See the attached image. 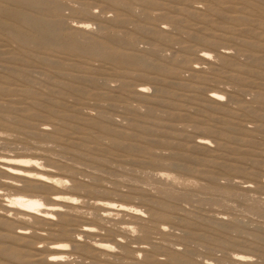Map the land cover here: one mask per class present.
Returning a JSON list of instances; mask_svg holds the SVG:
<instances>
[{
	"label": "rangeland",
	"instance_id": "374dc122",
	"mask_svg": "<svg viewBox=\"0 0 264 264\" xmlns=\"http://www.w3.org/2000/svg\"><path fill=\"white\" fill-rule=\"evenodd\" d=\"M38 1L49 49L0 25V156L56 162L80 202L133 211L91 210L67 235L11 214L0 264H264V0ZM25 226L30 243L12 240Z\"/></svg>",
	"mask_w": 264,
	"mask_h": 264
},
{
	"label": "bare ground",
	"instance_id": "6f19581e",
	"mask_svg": "<svg viewBox=\"0 0 264 264\" xmlns=\"http://www.w3.org/2000/svg\"><path fill=\"white\" fill-rule=\"evenodd\" d=\"M0 1L5 3L8 2L10 6L13 7L12 10L5 9L0 4V25L4 23V19L14 24H19V26H28L32 28L35 33V35L29 39L33 43L47 49L54 45L59 29L55 24L44 18H37L32 14L33 12H43L47 10L44 3L38 0ZM83 28L85 27L81 25L77 27V30ZM13 39L25 41L19 33H14ZM70 47L72 51L77 50L75 45H71ZM82 51L90 55L96 54L97 45L95 42H88ZM203 58L205 57L203 56ZM143 89L144 88L140 89L137 93L143 95ZM223 96L224 95L215 92L213 93L212 99L215 102H219L220 97ZM232 118L233 117H231V119ZM41 133L45 134V129L41 130ZM206 145H208L207 142L199 141V146L206 147ZM46 164L41 161L39 162L38 158L34 156H0V189L14 190L17 192V195L9 197V200H7L8 204H2L0 202V210L3 211L2 213L0 212L1 225L12 228L14 222L10 220L12 217L9 215L11 214L23 220L35 218L45 225H49L55 218H59L58 226L61 228L62 232L67 235L72 232L69 229L70 221L80 222L91 210L101 213L102 218H109L119 213H131L133 211L129 210L125 205H117L109 201L97 200L93 202H80L79 198L75 197V195L77 190L83 188V183L74 177H71L72 180L70 178V180H68L64 175L58 173L57 169H59L61 165H58L56 162L51 165L50 162ZM61 170H64V168L59 169V171ZM82 202H84V204H82ZM39 205H43V207H39ZM32 209L35 210L33 211ZM132 215L135 219H140L139 214L135 213ZM56 225L57 224H54V226ZM29 230L30 228L27 226L19 227L17 232L11 233V239L16 242L28 244L30 243L28 237ZM73 234L81 238L82 236L91 235L92 230L86 226H81V228L75 230ZM4 236L6 235L0 233V238ZM71 241L75 242L76 240L72 239ZM0 248L3 249L2 251L4 252L10 251L9 248L4 249L1 245ZM50 253L49 262L57 263L65 260L69 252L68 249L62 248L60 245H52L50 247ZM241 258H243V256H241ZM240 260L249 263V259ZM33 263L38 264L40 261L37 260L32 262V264Z\"/></svg>",
	"mask_w": 264,
	"mask_h": 264
},
{
	"label": "snow or ice",
	"instance_id": "6c2138e0",
	"mask_svg": "<svg viewBox=\"0 0 264 264\" xmlns=\"http://www.w3.org/2000/svg\"><path fill=\"white\" fill-rule=\"evenodd\" d=\"M220 99H224L223 97H220ZM114 206V205H113ZM39 207H43V205H39ZM33 211L35 210V209H32ZM53 219H54V217H53ZM41 247H43V245H41ZM60 247H62V248H66L67 247V245H60Z\"/></svg>",
	"mask_w": 264,
	"mask_h": 264
}]
</instances>
